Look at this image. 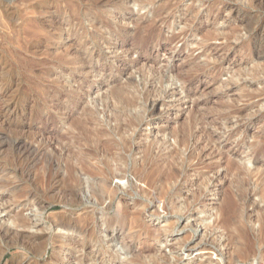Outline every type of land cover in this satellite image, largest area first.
Masks as SVG:
<instances>
[{
    "label": "rangeland",
    "instance_id": "1",
    "mask_svg": "<svg viewBox=\"0 0 264 264\" xmlns=\"http://www.w3.org/2000/svg\"><path fill=\"white\" fill-rule=\"evenodd\" d=\"M0 232V264H264V0H0Z\"/></svg>",
    "mask_w": 264,
    "mask_h": 264
},
{
    "label": "bare ground",
    "instance_id": "2",
    "mask_svg": "<svg viewBox=\"0 0 264 264\" xmlns=\"http://www.w3.org/2000/svg\"><path fill=\"white\" fill-rule=\"evenodd\" d=\"M262 1V0H261ZM90 56V55H89ZM16 110V109H15ZM10 113V112H9ZM5 114V113H4ZM5 116V115H4ZM9 116V115H8ZM7 116V117H8ZM6 117V118H7ZM8 119V118H7ZM2 122H4V121H2ZM5 122H6V119H5ZM121 128V127H120ZM55 135V134H54ZM59 136V135H58ZM53 137V136H52ZM58 138V137H57ZM55 139V138H54ZM67 140V139H66ZM52 141V140H51ZM56 141V140H55ZM80 144V143H79ZM51 145V144H50ZM52 146V145H51ZM67 146V145H66ZM53 147V146H52ZM77 147V146H76ZM90 148H92V147H90ZM123 148V147H122ZM51 149V148H50ZM63 149V148H62ZM55 150V149H54ZM64 151H66L65 149H63ZM88 150V149H87ZM100 150V149H99ZM120 150V149H119ZM89 151V150H88ZM118 151V150H117ZM57 152V151H56ZM68 152V151H67ZM122 152V151H121ZM48 154H50L49 152H47ZM65 154V153H64ZM84 154H86L84 151L82 152H79V156L82 158V157H84L85 155ZM120 154V153H119ZM59 155V154H58ZM61 155H63L62 154V152H61ZM123 155V154H122ZM51 156V154L49 155V157ZM78 156V157H79ZM118 156V155H117ZM48 157V158H49ZM99 157V156H98ZM104 158V157H103ZM106 158V157H105ZM126 158V157H125ZM115 159V158H114ZM120 159V158H119ZM78 162V161H77ZM86 162V161H85ZM119 162H120V160H119ZM56 163V162H55ZM75 163V162H74ZM101 163V162H100ZM244 163V162H243ZM118 164V163H117ZM124 164V163H123ZM248 166V165H247ZM78 168H81V169H83L84 168V166L83 165H80V166H78ZM86 168V167H85ZM107 168V167H106ZM119 168H120V166H119ZM118 168V170H120ZM87 169V168H86ZM67 170H68V177L69 178H72L73 179V184H71V193L73 194V196L72 195H70V196H72V197H75L74 199H79V192H80V180L77 178V176H75L74 174V171H75V167H73L72 165H68V167H67ZM116 171H117V169H116ZM109 172V171H108ZM118 172V171H117ZM110 174V173H109ZM113 174H117V173H114L113 172ZM60 175V174H59ZM94 178V177H93ZM59 182V181H58ZM106 183V179L104 178V177H102V178H99L98 180H97V182H96V185H97V187H98V190H101V192H102V190L104 191V189H103V186H104V184ZM55 188V187H54ZM55 189H57V188H55ZM54 189V190H55ZM60 189V188H59ZM105 190H107V188L105 189ZM62 191V190H61ZM65 191H66V189H65ZM109 191V190H108ZM55 192V191H54ZM57 192H58V189H57ZM60 192V191H59ZM107 192V191H106ZM68 193V192H67ZM70 194V193H69ZM61 195V194H60ZM64 196H67V195H64ZM81 199V198H80ZM41 201V200H40ZM54 201L55 202H58V203H63V201H64V199H63V197H58V198H56V199H54ZM66 201V200H65ZM74 201H76V200H74ZM73 202V201H72ZM76 202H78V200L76 201ZM36 203V202H35ZM63 205V204H62ZM65 205V204H64ZM43 207V204L41 205V203H38L37 204V208H42ZM63 211V210H62ZM62 213V212H61ZM54 218H56V217H58L57 215H55V216H53ZM67 217V216H66ZM59 218V217H58ZM56 220H57V218H56ZM56 220H52V221H55L56 222ZM69 220H71V219H69ZM72 221V220H71ZM66 222H67V220H66ZM53 225H55V226H57V227H62V229L63 228H69L70 229V225H68V223H65L62 219L59 221V222H57V223H54ZM52 225V226H53ZM72 225V224H71ZM56 227V228H57ZM74 227V226H73ZM15 230V229H14ZM74 230V229H73ZM18 231H20V230H18ZM6 232H8V233H12L13 232V230L12 229H10V228H6ZM16 233H18L19 234V232H17V231H15ZM1 233V232H0ZM4 233V232H3ZM15 233V234H16ZM26 233V232H25ZM6 235V234H5ZM9 235V234H8ZM50 235V234H49ZM25 236V235H24ZM38 236H40V235H38ZM37 236V237H38ZM42 236V235H41ZM22 238V237H21ZM24 238H26V237H24ZM27 239V238H26ZM16 241H17V239H16ZM25 241V240H24ZM32 241V240H31ZM10 242H11V240H10ZM134 250V249H133ZM132 250V251H133Z\"/></svg>",
    "mask_w": 264,
    "mask_h": 264
}]
</instances>
